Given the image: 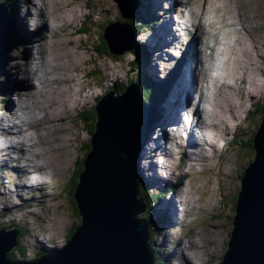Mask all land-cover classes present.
<instances>
[{"label":"rangeland","instance_id":"1","mask_svg":"<svg viewBox=\"0 0 264 264\" xmlns=\"http://www.w3.org/2000/svg\"><path fill=\"white\" fill-rule=\"evenodd\" d=\"M138 1L140 9L142 6V9L146 7L149 17H152L154 12H156L159 21H157L152 31L150 27L148 29L144 28L133 44H125L123 46H125L124 50H127V53H129L128 51L137 44L136 52L141 59L139 66L142 67L141 70L143 71L142 73L139 72L141 81L146 86H149V88L152 85L156 89L153 93L154 96H156L157 92L162 93V99L157 102L156 111L154 110L153 113V120L156 117V123H159L153 126V121L151 120L153 140L149 141V146L146 149L150 148L157 152H163L164 156L171 153L172 148L176 152L180 149L179 145H172L173 140L169 144V146H172L171 151L160 145H155L156 140L162 143L165 140L168 141L166 133L169 134L168 131H173V126H169L166 122L171 118V113L169 112V104H171L169 102L171 101L168 99H172L173 76L169 75L167 77L166 72L169 73L168 71H170L174 74L178 72V70L174 72V68L179 62L178 58L180 57L184 60L185 43L190 39L193 40V35L191 32H179L181 44L175 45L176 48L169 46L162 53V57L158 58V55L152 54L154 42L165 38L170 43V40L175 38L174 35H171L170 28L164 23V20L167 18L164 17L165 12H167L165 7L168 4H162V0H158L159 3H157V0ZM5 3H13V9L18 13L17 18L13 17L14 21L12 20V23L15 32L17 31L19 42L14 43L13 41L8 56H5L9 60L5 61L4 70L0 74L2 87V92L0 93V115L2 112L10 111L11 104L13 103L15 106L11 112H14V108H18L21 105L23 108L25 107L26 98L19 99L16 92L8 94L6 98L8 100L2 96L6 90L10 89V82L8 80L10 77L9 71L14 74L21 67V72H27L28 65L34 61L36 62L34 70L38 71L39 69L44 76L46 75V70H48L47 77L52 79L53 74L51 69L53 67H65L61 83L51 84V93L49 94L51 102L53 99L54 101L55 99L58 100V102H55L57 104L53 108V111L56 112L52 113L53 117L51 119L47 118L49 121L43 131L39 132L40 136H38L44 142L42 149L38 151L40 157L39 164L43 165V170H35L29 174H23L15 172L13 167L9 166V169H13V171L9 172L7 170L5 172L3 170L5 166L0 165V171H2L0 172V229L15 230L19 227L23 230L24 234L20 239L18 250L16 252L13 251V255L18 260H22V257L19 256V251H25V258L29 261L38 256L37 251L39 250L49 249L52 246L63 247L66 243L68 232L70 229L73 231L71 212L73 205L72 200L71 202L69 201V197L64 191L65 185L72 181L79 162L86 157L90 150L88 148L90 147L89 141L97 118L95 117L96 113L93 108L101 98V95L111 91L110 85L124 82V85L128 86L129 79L131 80L133 77L131 69L132 62L135 59L132 55L123 56L125 54L121 53L118 59L120 57H124V59L123 70L121 75H119L118 65L120 63H116L114 60L110 61V58L101 57L94 52V48L98 45V35L102 31V28L115 21L121 22L125 11L123 0H0V15L4 12ZM16 3L22 5L17 7ZM155 5L160 6V8L155 7ZM148 6L150 10L147 8ZM220 7L223 9L221 15L226 13V17L230 18V21L236 17L237 19L240 17L241 20L248 18V21H250L249 17L253 19L251 25L247 24L248 21L244 23V26L249 28V30L253 29L250 32L251 36L247 39L244 36V32L242 34L243 39L251 41L249 45H256L255 61L252 63L253 70L244 71L246 68H251V62L247 59L246 62L244 60V69L240 72L244 71L246 74L244 77L249 82V85L251 78L255 75L256 81H260V83L256 84L257 88L260 87L258 89L260 92L258 91L259 93H257L256 88L255 95L251 93L248 97L244 98L242 93H244L245 85L240 86L241 94L237 91L233 98V102L239 104L237 107L239 111L235 115H232V111L231 113H226L227 127H218L219 133L212 140L214 144L211 142V139L208 140L210 144H217L214 149H212V145L204 147L202 139L192 144V148L190 149L188 143L184 145L182 134L183 132L187 134V132L183 128H177L173 132L176 137L175 141H182L181 147L188 153L187 157L195 158L189 161L185 153V158L183 155L180 169L177 170L175 168L172 162L174 158L171 155L167 156V158H172V168L165 166L164 170L161 168L156 169V166L153 165V158L149 160L150 155L145 156V150L143 151L142 170L143 178L146 182L144 191L151 196L152 200L155 197H159V201L153 206V211L151 210L155 217L152 221L153 225L156 229L158 227V232L160 233L158 246L154 243L152 247L155 250V264H185L182 252L180 251L182 247V250H184V247L190 248L192 245L200 250L194 254H197L196 257L198 256L199 260H195L191 256L192 251L187 250L190 253L188 254V258L190 257L189 260L193 261L192 263L218 264L220 262L222 255L226 252V241L233 230L232 218L234 217V206L231 202L240 191L239 176L252 162L253 154L250 155L241 151V143L252 138L261 121L259 116L252 118L254 106L264 104V58L259 55H264V0H227L226 3H221ZM192 10L194 11V9ZM192 10L187 11L191 17H193L191 14ZM180 12L182 10L180 11V8H176L171 13L177 22L183 19ZM233 12L236 17L233 15ZM64 13H67L68 21L70 22L71 20V26L67 25L63 20V17L66 16ZM140 13L143 14L142 12ZM45 15L47 18L44 22V29L40 30L37 37L34 33L38 31L37 27L41 23V17L43 18ZM19 16H22V19L25 17L29 20V24H27L29 30L22 24L20 25L21 18ZM243 16H245L244 19ZM59 19L61 22L58 21ZM192 19L195 21V18ZM204 19V22L203 19L200 20L202 22L200 28L203 27V23L209 26V21H217L214 15H207ZM1 20L4 24L0 27V33H5L7 25L4 19ZM220 21H222L220 26L229 27L227 20L221 18ZM52 25L56 26V28H53V32ZM88 28L92 30L90 35L81 34L82 31ZM177 28V26L173 27V31H176ZM224 29L218 28L214 30L212 35L217 37L220 31ZM235 33L238 35L239 31L237 30ZM147 37L148 39H146ZM236 37L239 43L243 41L239 36ZM178 39V37L175 38L174 44L179 41ZM228 39L229 34L226 32L223 34V41L226 42ZM118 43V41H115L114 49L118 47ZM234 43L236 47L232 48V52L239 53L240 46H238V43L236 44V40H234ZM192 48H196L194 43L190 49ZM27 50L31 54H27ZM170 54H173V57H170ZM27 59L29 61H26ZM231 59L233 60L234 57ZM26 62L27 65L24 66L23 64ZM228 68L230 70L232 65ZM141 74L144 75V78ZM159 75L160 77H158ZM25 77L26 74L21 75V78ZM167 79L170 80L169 83ZM17 80L19 81V78H16L15 82ZM231 83L229 82V84ZM238 84H240L239 81L235 83V87ZM113 86H118V84ZM17 87L19 90H23L25 87L34 89L29 78L20 79ZM225 87H228V85ZM49 88L47 87V92ZM61 89L64 92L62 104H60V97H58ZM105 90L106 92H104ZM174 90L176 92V88ZM177 90L179 89L177 88ZM230 91L232 90L229 89L228 92ZM31 92L33 91H29L28 93ZM38 98L37 94L32 97V105H34V102ZM218 98L220 99V97ZM10 100H13V102L8 104ZM69 103L70 109L67 112ZM149 103L148 100L147 104ZM47 104L50 105V102ZM213 106L216 111H221L223 103H219L216 100L213 102ZM37 111V109H32L30 112L32 121L37 120L34 118ZM79 119H81V122ZM6 121L8 120L6 119ZM165 126L168 127L165 128ZM160 132H162V136H159ZM233 139V144L227 146ZM33 141L36 140L34 139ZM199 143L204 150L198 149L196 151L198 154L203 151L201 153L203 155L210 153L212 155L216 154L217 151L220 156L207 160L205 158L201 159V154L194 153V145H199ZM213 150L214 153H212ZM153 156H155V153H153ZM212 160L213 162L211 163ZM160 161L159 157H157L156 163L160 164ZM162 162H165L164 159ZM144 164L147 165L146 170H144ZM166 164L170 163L167 161ZM189 164H192L193 167L188 168ZM184 171L185 176L181 177ZM153 172H155L154 175ZM164 173L172 176L169 178L165 175L166 179H164L161 177L164 176ZM45 181L48 183L45 184ZM165 191L167 193L160 196ZM13 192H17L18 197L16 194H12ZM181 195L183 196V208H181ZM178 198H180V207H177L179 205L176 201ZM14 201H19L18 205H15ZM193 207H195V210L189 211ZM161 215L165 220H168L167 223H164L163 218L158 221V217L160 218ZM161 221L163 224H160Z\"/></svg>","mask_w":264,"mask_h":264},{"label":"water","instance_id":"2","mask_svg":"<svg viewBox=\"0 0 264 264\" xmlns=\"http://www.w3.org/2000/svg\"><path fill=\"white\" fill-rule=\"evenodd\" d=\"M1 19L7 30L0 33V69L11 35L6 7ZM104 38L111 52L115 41L130 42L134 32L116 22L106 28ZM144 99L140 81L132 79L122 95L112 91L96 103L90 150L73 194L81 223L65 247L15 262L10 253L19 247L20 232L2 228L0 264L155 263L147 204L139 186L143 150L153 137V112ZM252 138L256 155L239 176L233 230L218 264H264V114Z\"/></svg>","mask_w":264,"mask_h":264},{"label":"bare ground","instance_id":"3","mask_svg":"<svg viewBox=\"0 0 264 264\" xmlns=\"http://www.w3.org/2000/svg\"><path fill=\"white\" fill-rule=\"evenodd\" d=\"M226 1L227 0H162L161 1L162 4H168L165 7L167 12H165L164 17H167V18L164 20V23L168 28H170L171 35L178 37L179 41L174 44L175 38H172L170 40V43L167 39L165 41L164 39L157 40L153 44L152 52L155 53V55H158V58H161L162 51L164 48L167 49L169 48V46H171V48H176L175 45L181 44V39H180L181 35L180 34L178 35L179 32L182 33L184 31L185 32L190 31L191 34L193 35V40L190 39L188 42L185 43V46H184L186 48L185 58L184 60L180 58L176 67L174 68L175 69L174 72H176L177 70L178 72L175 75L174 79L172 80V90H171L172 99H168L171 101L169 102L171 104L168 103L169 108H170L169 112L171 113V118L168 121H166L169 126H173L172 128L173 131H168L169 134L166 133V136L168 137V141L165 140L166 136L164 137L165 141L163 143L161 141L156 140V144H155L156 146L160 145L168 149L169 151H171L169 144L172 142V140H173L172 145L178 143V141L177 142L175 141L176 137L173 134V132L176 131L177 128H183L184 131L189 133V141H190L189 143V141L186 142L184 140V145L188 143L191 149L192 144L197 143L199 139H202L204 147H206V145H212V149H214L217 146V144L213 145L214 143L212 140L216 138L217 133H219L218 127H221V126L227 127V120L225 118L226 113H231L232 111V115H235L239 111L237 108L239 104L236 102H233L234 100L233 98L237 91L239 92L241 91L240 86L243 84L245 85L244 93H242L244 98L248 97L251 93L254 95L256 93V88H257L256 84L260 83V81L259 80L256 81V76L254 75V77L251 78L250 85H249V82H247L244 77L246 75L244 71H248L250 69L253 70L252 63H254L255 61L254 54H255L256 45L255 46L249 45V42L251 41L249 40L247 41L246 39H243V36H242L244 32L245 34L244 36L248 39L251 36L250 32H252L253 29L249 30V28L244 26V23L248 21V18H246V20L244 19L245 16H243V19L245 21L241 20L240 17L237 19V17L234 15L235 13L233 12V15L236 18L230 21V18L226 17V13L224 15H221L223 13V9L222 7H220V4L226 3ZM157 3H159L158 0H157ZM155 7L160 8V6H157V5H155ZM175 7L180 8V11L182 10L180 14H182L183 19H180V22L178 23L173 18L174 15L171 14L172 12L175 11L176 9ZM192 9H194V11ZM188 10H192L191 14L193 17H191V15L187 12ZM64 15L66 16L63 17V20L66 22L67 25L71 26L72 22L71 20L70 22L68 21L67 13H64ZM207 15H214L215 19L217 18V21L216 20L209 21V26L203 23V27L200 28L202 24L200 20L203 19V22H204L205 21L204 18ZM46 18H47L46 15L43 16L42 18L43 24ZM192 18H195V21ZM221 18H224L225 20L228 21L229 27L220 26V24L222 23V21H220ZM249 20L250 21H248L247 24L251 25L253 19H250L249 17ZM58 21L61 22L60 19ZM3 24L4 23L0 22V26H2ZM21 24L27 30H29L27 27V24H29V20L27 18L25 17L24 19L21 18L20 25ZM41 24L42 23H40L38 27L36 26L38 28L37 29L38 31H36L37 34L40 33ZM180 24H183L185 27L181 26ZM44 26H43V29H44ZM175 26H177L178 28L176 29V31L175 30L173 31V27ZM238 26H241L242 29L241 27H238ZM53 28H56V26L52 25V32H53ZM218 28H225V29L223 31H220V34L217 37L216 36L214 37L212 33L214 32V30H217ZM237 30L239 31L238 35L237 33H235V31ZM226 32L229 34V39L226 42H224L223 34ZM236 36H239L241 39H243V41L239 43V41H237L236 39L237 38ZM146 39H148V37ZM202 39H204V41H202ZM234 40H236V44L238 43V46H240L239 53L232 52V48L236 47ZM193 43L195 44L196 48L190 49ZM230 46L231 48L229 49ZM227 51H228V54H227ZM260 51H258V53H260ZM27 54H31V52L27 50ZM98 55L102 56L100 54ZM259 55L262 58H264V55H261V54ZM170 57H173V54L172 55L170 54ZM233 57L234 59L232 60L231 58ZM247 59L251 62L250 63L251 68L249 69L246 68L241 73L240 71L244 69V60L246 62ZM26 61H29V60L27 59ZM32 62H33L32 64L28 65L27 72L22 73V74H26V77L20 78V79L24 80L26 78H29V81L34 86V89L32 88L28 89L27 87H25V89L19 90L17 85L20 79L19 81L17 80L18 82L15 87V90H17L16 91L17 97H19V99L21 100L26 98L25 107L23 108V106L21 105L18 108H14V112H11L12 108L15 106V104L13 103L11 104L10 111L8 110L5 112H2V114L0 115L1 116L0 118V165L5 166L3 169L5 172L8 170L9 166H12L15 172H19L23 174L25 173L29 174L30 172L35 171V170L36 171L43 170V165L39 164L40 157L38 155V151L42 149L44 142H43V139L38 138V136H40L39 132L43 131L46 124L48 123L49 120H47V118L51 119L53 117L52 113L56 112V111H53V108L57 104L55 102H58V100L55 99L54 101L53 99L51 102L50 97H49V94L51 93V84L61 83V79L63 78V75L65 73V67L64 68L53 67L51 69L53 78L49 79L47 77V74L49 73V71L46 70V75L45 76L42 75L39 69L38 71L34 70L36 62L34 61ZM23 65L24 66L27 65V62ZM230 65H232V68L229 70L228 67ZM213 71H216L217 74L214 75ZM168 72L169 73L166 72L167 77L173 74V72H170V71ZM139 77L140 75L138 76V78ZM158 77H160V75ZM180 77H182V79H180ZM237 81H239L240 84H238L237 87H235V83ZM229 82H232V83L229 84ZM227 85L228 87H225ZM47 87H50L48 92H47ZM175 88H176V92L174 90ZM177 88L179 90H177ZM259 88H257V93L260 92L258 90ZM219 89H222V90H219ZM229 89H231L232 91L228 92ZM29 91H33V92L28 93ZM60 91L61 92L58 97H60L59 101H60V104H62L61 101L64 97V92L62 89ZM54 92H55V89H54ZM8 94L9 93L5 94L3 98L6 99ZM36 94L39 96V98L37 101L34 102V105H32V101H33L32 97ZM239 94H241V92ZM218 97H220V99ZM216 100L219 103H223V107L221 111H216L214 109L213 102ZM29 101H31V103L28 104ZM10 102H13V100L12 101L10 100L8 104ZM49 102H50V105L47 104ZM200 105H202V107ZM155 107L156 106L154 104H152V106L150 107L153 113H154V110L156 111ZM32 109L38 110L37 112H35L34 118L37 119L35 121L31 120L32 116L30 112L32 111ZM69 109H70V103H69L67 112L69 111ZM169 112H167V114H169ZM187 112H189L190 114H188ZM19 113H21V115H19ZM206 115H207V118H206ZM6 119L8 121H6ZM152 121L154 122L153 115H152ZM178 123H184L183 124L184 127L181 126V124L176 125ZM167 127L168 126H165V128ZM159 136H162V132H160ZM34 139L36 141H33ZM209 139H211V142L213 144H210V142H208ZM179 143L180 145H182V141H179ZM200 145H201L200 143L199 145L198 144L194 145L195 154H198L196 152L198 149L204 150L202 145L201 146ZM145 151H144L145 156L150 155L149 160L153 158L154 160L153 165L156 166V169H159V168L163 169L165 166H167L168 168H172V165H173V163L171 162L172 158L171 157L167 158V156L171 155L172 151L171 153H168L167 155H164V156H163L164 154L163 152H159V151L157 152L155 150H151L150 148L145 149ZM173 151L176 152V150H173ZM202 152L203 151L199 152V154H201ZM153 153H155V156H153ZM212 153H214V150L212 151ZM187 155L188 153H186V158L189 161L195 159L192 157H187ZM219 156H220L219 152L217 151H216V154H212V155L211 153L206 154V155H203V154L200 155L201 159L205 158L206 160L212 159L213 157L218 158ZM157 157H159L160 160L164 159L165 162H162L163 160H161L160 161L161 163L157 164L156 163ZM167 161L170 164H166ZM212 162L213 160L211 161V163ZM161 164L162 166H160ZM146 167L147 165L144 164V170H146ZM189 167L192 168L193 165L189 164L188 168ZM148 168H149V164H148ZM200 168H202V166H200ZM154 173L155 172H153V175ZM167 176L170 178V176L172 175L166 174V177ZM184 176H185V171L183 172L181 177H184ZM47 183L48 182L45 181V184ZM12 194H16V196L18 197L17 192L15 193L13 192ZM176 201H177V204H179L177 205V207H180V198H178V200ZM14 202H15V205H18L19 203V201H14ZM12 204L14 203L12 202ZM192 210H195V207H193L189 211H192ZM175 214L177 213L175 212ZM160 224H163L162 221ZM182 249L180 252H182V256L184 258L185 264H194L192 263L193 261L191 262L189 260L190 257L188 258V254L190 253L187 250H191L192 251L191 256L194 257L195 260L196 259L199 260V257L198 256L196 257L197 254L194 255L195 253H197V251H200L196 246L192 245L190 248L184 247V250ZM198 255H199V252H198ZM175 259L177 258L175 257Z\"/></svg>","mask_w":264,"mask_h":264},{"label":"trees","instance_id":"4","mask_svg":"<svg viewBox=\"0 0 264 264\" xmlns=\"http://www.w3.org/2000/svg\"><path fill=\"white\" fill-rule=\"evenodd\" d=\"M123 4H124L125 11L123 13V17H122L121 21H123L125 24L129 25L133 32L140 33V28L141 27H142V29H144V26H148L149 22L152 23V18L147 16V14L142 10L143 6L140 9V4H139V2L137 0H123ZM7 6L9 7V15L12 16L13 4L9 3V4H7ZM140 10L142 11L143 14L140 13ZM91 31L92 30L90 28H88L87 30L82 31L81 34L90 35ZM104 31H105V26L102 28V31L98 35V45L96 46V48H94V52L96 54L102 55L101 57L104 56V57L110 58L111 60H115L116 56L114 57L113 55H111L109 47H108L107 43L104 40ZM140 61H141L140 57H138V54H136V58H135V61H134L135 62L134 63V69L133 70L137 71V69H138L140 71V73H141V69H140L141 66H139ZM143 81H144V79H143ZM127 87L128 86L124 85V82H122V83H118V86L114 87V88H115V90L116 89L118 90V95H122L127 90ZM0 90H1V83H0ZM155 90L156 89L152 85H151V88H149V86H146L145 83L142 82L141 92H142L143 97L145 98V100L147 102L149 100L151 105L154 104L156 106L157 102L162 99V93L160 94V92H157L156 96H154L153 93L155 92ZM93 110H94V108H93ZM263 114H264V104L255 105L254 106V112L252 113V115H253L252 118H254V116H259L260 118L261 117L263 118ZM81 117L83 118V116H81ZM81 119H79L80 122H81ZM156 121L157 120L155 118V120L153 122V126H155V124H157ZM232 144H233V141L230 142L229 146H231ZM253 146H254L253 138L248 139L246 141H243L241 143V151H243L245 153H249L250 155L253 154L252 155V162H253V160L255 158V155H256ZM82 171H83V161L81 160L79 162V164H78V168L76 169V172H75L74 177L72 178V181L69 184L65 185V188H64V191H65L66 195H68V197H69V201L71 202V200H72V205L73 206L71 208L72 209L71 212H72V222H73V228H74V229L72 228L73 231L71 230V231L68 232V235H67V238H66V244L72 238L73 233L75 232V230L78 228V226L81 223V219H80V216H79V211H78V209L76 207L75 200L73 198V194H74L76 185L78 184V181H79L78 178H79L80 174L82 173ZM243 175H244V173L240 177H242ZM140 180H141L140 184H139V186H140V196L146 202L147 207L149 208V211H150L151 219L153 221L155 219L154 214H152L153 206L157 203V201H159V197L153 198V200H154L153 201L151 196L144 191L145 188H146V182L144 181V178L141 177ZM238 194H237L236 197H234V199L231 202V204L234 206V213H235V208H236V204H237ZM160 196H163V194H160ZM162 218H163L162 215H161L160 218L158 217V219H160V220ZM163 221H164V223L168 222V220H165L164 218H163ZM23 234H24V232L22 230V232L20 234V238H22ZM159 237H160V233L157 232L156 235H155V242L158 241ZM150 243H151L152 251L155 252V250L152 248L153 245H154L152 239L150 240ZM13 253L14 252L10 253V258H11V260L17 262L18 258H16L13 255ZM19 256L22 257V260H26L25 251H21V252L19 251Z\"/></svg>","mask_w":264,"mask_h":264},{"label":"flooded vegetation","instance_id":"5","mask_svg":"<svg viewBox=\"0 0 264 264\" xmlns=\"http://www.w3.org/2000/svg\"><path fill=\"white\" fill-rule=\"evenodd\" d=\"M20 69H21V67H19L15 72H14V74L12 73V72H10L9 71V85H10V89L9 90H6L4 93L5 94H7V93H12V92H16L17 90H15V87H16V84H17V82H15V79L16 78H21V75H22V73H24V72H21L20 71ZM20 71V72H19ZM12 84V85H11Z\"/></svg>","mask_w":264,"mask_h":264},{"label":"crops","instance_id":"6","mask_svg":"<svg viewBox=\"0 0 264 264\" xmlns=\"http://www.w3.org/2000/svg\"><path fill=\"white\" fill-rule=\"evenodd\" d=\"M179 35V34H178ZM176 38V37H175ZM166 39L164 38V41H165ZM157 41V40H156ZM152 50H153V45H152ZM164 51H165V48L163 49V51H162V53H164ZM152 54H155V53H153L152 52ZM183 67H184V65H183Z\"/></svg>","mask_w":264,"mask_h":264}]
</instances>
